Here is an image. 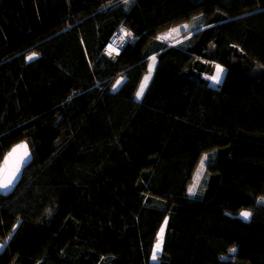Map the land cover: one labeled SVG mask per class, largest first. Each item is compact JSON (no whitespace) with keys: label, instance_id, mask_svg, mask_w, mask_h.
Instances as JSON below:
<instances>
[{"label":"trees","instance_id":"obj_1","mask_svg":"<svg viewBox=\"0 0 264 264\" xmlns=\"http://www.w3.org/2000/svg\"><path fill=\"white\" fill-rule=\"evenodd\" d=\"M22 142L0 264H264V0H0V166Z\"/></svg>","mask_w":264,"mask_h":264},{"label":"rangeland","instance_id":"obj_2","mask_svg":"<svg viewBox=\"0 0 264 264\" xmlns=\"http://www.w3.org/2000/svg\"><path fill=\"white\" fill-rule=\"evenodd\" d=\"M189 29H190V25L189 24H183V25H181V26H178V27H175V28H172V29H170V30H168V31H165L164 33H162L161 35H160V38H159V40L160 41H162V42H164V43H167V44H169V45H173V46H175V45H177V44H179V43H181L183 40H185V39H187V38H189V37H191L192 36V34L193 33H190L189 35H187L186 36V33H188L189 32ZM186 36V37H185ZM155 64H156V60L155 59H153L152 60V62H151V64H150V71H149V73L147 74V76L146 77H150L149 79H148V81H147V84H149V82H150V79H151V75H152V73H154V67H155ZM217 66H219V65H217ZM216 66V68H215V75L214 76H210V77H208L207 79L209 80L211 77L212 78H214V77H216V73H217V71H218V67ZM219 69H222V72H223V68L221 67V66H219ZM228 71V70H227ZM221 72V73H222ZM145 77V78H146ZM229 77H230V71H228V73H227V77H226V80H225V82H224V85L220 88V90H225L226 89V86H227V83H228V81H229ZM124 80H123V78L121 79V80H119L118 81V84H117V86L116 87H118L122 82H123ZM142 84H145V79H144V81H143V83ZM146 84V85H147ZM212 86H215L216 87V84H214V85H212ZM115 87V88H116ZM206 157V156H205ZM205 157H203L202 158V160L201 161H203V168H201V161H200V164H199V166H198V168H197V170H196V173H195V175H194V177H193V180H192V184L190 185V187H189V189H188V194H189V196L190 197H194L195 196V194H196V192H197V190H198V187L200 186V184H201V182H202V180H203V177H204V174H205V171H206V164H207V159H205ZM190 189H193V191L192 192H190L189 190ZM262 202L264 203V200H262ZM241 216V215H240ZM251 216V215H250ZM250 216H249V218L247 219V220H249L250 219ZM242 217V216H241ZM243 218V217H242ZM244 219V218H243ZM162 228H164V231H165V226H163ZM159 238H160V234H159ZM158 238V239H159ZM163 238H164V234H163ZM162 245H163V243H162ZM0 246H2V247H0V250L3 248V245L2 244H0ZM235 249V251H232L231 250V252H230V254H231V257H234L235 256V254H236V248H234ZM156 250V245H155V248H154V251ZM161 251H162V249H161ZM161 251H159L158 253H157V259L156 260H153L152 259V261L153 262H158V258H159V256H160V254H161ZM228 259H230V258H225V260H228Z\"/></svg>","mask_w":264,"mask_h":264},{"label":"snow or ice","instance_id":"obj_3","mask_svg":"<svg viewBox=\"0 0 264 264\" xmlns=\"http://www.w3.org/2000/svg\"><path fill=\"white\" fill-rule=\"evenodd\" d=\"M125 35H127V33ZM29 59H32V57H29ZM217 67H218V71H217L216 77H214V79L216 80L217 83H219L222 69H219V66H217ZM149 78L150 77H146L145 78V84L141 85L140 90L137 93V97L143 96L144 89L146 87V84H147V81H148ZM19 148H23L25 151H24V155L21 156L19 161L16 163V166L14 167V169L11 170V171L8 170V168H7L8 160H5L6 167L4 169H0V189H8V188H10L13 185L14 181L17 179L18 173L20 171V165L23 164L24 158L27 156V145L19 146L17 149L13 150V153L10 154V156L15 155V153L17 151H19ZM205 159H207V157H205ZM201 168H203V161H201ZM189 191L192 192L193 189H190ZM250 215H251V213H249V212H242L241 213V216L245 220H247ZM166 223L167 222H165V224ZM163 234H164V228H161V230H160V238L157 241L156 250L153 252V255H152V259L153 260L157 259V253L159 251H161V249H162ZM0 247H2V246H0ZM232 251H235V249H233Z\"/></svg>","mask_w":264,"mask_h":264},{"label":"water","instance_id":"obj_4","mask_svg":"<svg viewBox=\"0 0 264 264\" xmlns=\"http://www.w3.org/2000/svg\"><path fill=\"white\" fill-rule=\"evenodd\" d=\"M208 81L210 82L211 85L216 84V80L212 77ZM22 145H27V156L24 158L23 164L20 165V171H19L17 179L14 181L13 185L8 189H0V195L1 196L8 197L15 192V190L17 189V187L19 186V184L23 178L24 171L32 164V162L34 160L33 153L30 149V146L28 145L27 142H22L16 146H14L6 154V156L4 157V159L1 163L0 169H4L6 167L5 160H8V165H7L8 170L11 171L14 169V167L16 166V163L19 161L20 157L24 155L25 150L23 148H19V151H17L15 153V155L10 156V154L13 153L14 149H17L19 146H22Z\"/></svg>","mask_w":264,"mask_h":264},{"label":"built area","instance_id":"obj_5","mask_svg":"<svg viewBox=\"0 0 264 264\" xmlns=\"http://www.w3.org/2000/svg\"><path fill=\"white\" fill-rule=\"evenodd\" d=\"M127 33V35H125ZM136 39L135 34L132 31H129L125 28H120L113 40L111 41V44L106 49L105 53L112 59H117L121 50L126 48L129 44L133 43Z\"/></svg>","mask_w":264,"mask_h":264},{"label":"bare ground","instance_id":"obj_6","mask_svg":"<svg viewBox=\"0 0 264 264\" xmlns=\"http://www.w3.org/2000/svg\"><path fill=\"white\" fill-rule=\"evenodd\" d=\"M227 73H228V71L226 69H224L223 72L221 73V76H220V82L219 83L216 82V88L220 89L224 85V82H225L226 77H227Z\"/></svg>","mask_w":264,"mask_h":264},{"label":"crops","instance_id":"obj_7","mask_svg":"<svg viewBox=\"0 0 264 264\" xmlns=\"http://www.w3.org/2000/svg\"><path fill=\"white\" fill-rule=\"evenodd\" d=\"M160 38V35H159V37H158V39Z\"/></svg>","mask_w":264,"mask_h":264}]
</instances>
